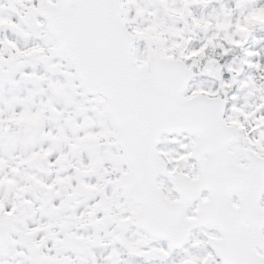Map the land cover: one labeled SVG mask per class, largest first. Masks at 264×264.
Wrapping results in <instances>:
<instances>
[{
  "label": "snow or ice",
  "instance_id": "1",
  "mask_svg": "<svg viewBox=\"0 0 264 264\" xmlns=\"http://www.w3.org/2000/svg\"><path fill=\"white\" fill-rule=\"evenodd\" d=\"M209 2L6 0L15 18L0 10V32L33 43L0 40V72L39 64L20 81L46 97L0 106V166L8 169L0 189L14 195L0 202V256L17 264H123L125 253L159 264H264V82L238 80L245 65H262L248 50L239 65L208 55L243 49L264 27V5L233 0L241 9L234 21L191 15ZM156 9L168 20L154 18ZM189 19L192 31L212 33L198 48L177 27ZM198 75L219 87L194 86ZM233 85L259 103L228 107ZM82 153L87 159L76 158ZM38 164L72 171L48 182L27 171ZM37 200L49 219L29 226ZM97 247L107 254L97 257Z\"/></svg>",
  "mask_w": 264,
  "mask_h": 264
},
{
  "label": "rangeland",
  "instance_id": "2",
  "mask_svg": "<svg viewBox=\"0 0 264 264\" xmlns=\"http://www.w3.org/2000/svg\"><path fill=\"white\" fill-rule=\"evenodd\" d=\"M0 2H4L6 5V0H1ZM264 5V0H257V6ZM206 6L204 9V12L200 15L198 14L199 8ZM8 12L6 14H12L13 18H15L14 14L11 12V9L8 8ZM232 10L231 17H228L225 15L227 10ZM156 15L154 18L160 19V20H168V17L164 15L163 11L160 9H156ZM191 15L195 17H215L220 16L221 19H231L235 20L236 17L241 15V9L237 8L234 4L233 0H210V2L207 5L201 4V5H193L190 9ZM171 23V21H168ZM177 27L185 28V34L187 36H190L189 41V47H200L205 40L210 36L212 33L211 31L206 33V37L204 39H198L194 32L191 30V24L189 19V24L182 25L177 24ZM256 33L254 38L248 42L247 37V44L246 47L248 51L257 53V55H254L250 57L251 61L253 63L259 62L262 65L261 70H257L256 68H248L246 65L244 66V71L240 73L238 80H245L249 77L255 79L257 82H264L262 78H264V27L257 26L255 27ZM9 39L11 40H17L20 44V46H31L33 43L32 39H22L13 32H8ZM194 38L192 39L191 37ZM237 39L239 37H236ZM141 46H143L141 44ZM216 49H220L219 47H216ZM244 52H241V55L237 59L232 60L229 64L232 65H239L241 58L244 57ZM0 54H3L7 56V49L3 46H0ZM203 64V62H201ZM42 71V67L39 64H35L34 62L30 65L21 66L19 68L13 67L12 69H8V71L0 72V106H3V102L6 100H9L13 97H24V98H30L33 101L38 102L42 97H46V94L44 92L39 91V89L35 88L32 84L25 83L20 81V71ZM193 71H197V69H193ZM225 78H228V73H224ZM20 81L19 83H17ZM195 85H202L204 87H211V88H218L220 85V81L215 79L214 76H208V75H198V80H196L193 84ZM234 97V99L232 98ZM259 103L256 95L249 94L248 89H241L238 85H233L231 91L229 92V104L228 107H230L232 104H235L237 106L245 105V106H253L255 104ZM16 110H20V106L16 107ZM56 123V122H55ZM46 127L50 128H57L58 126L53 124V121L49 120L45 122ZM45 148L48 147L47 143H44L43 145ZM53 150H55L56 153H59L60 151H67V147L64 145H56L54 146ZM84 159H87L86 154H81ZM54 158V157H53ZM12 161L9 159L8 164H11ZM8 169H6L4 172H7ZM29 172L36 173L44 180L51 182L54 178H52V175L40 172L37 167L32 168ZM18 180L23 182V177H18ZM92 183L96 182V177H88ZM27 198L29 200L34 199V195L32 193L27 194ZM13 192L0 189V202H11L13 201ZM27 220V223L29 226H35L37 224H41L43 222L48 221L49 217L44 212H39L34 215H29L28 211L26 216L24 217ZM88 232L93 231L92 227L88 226ZM41 235H44V233H41ZM103 235V233H101ZM39 239V237H37ZM49 246H51V240H49ZM97 257H101L103 255L107 254V250L103 249L102 247H97L94 249ZM69 253H65V255H69ZM127 254V253H126ZM129 262H125L123 264H141L144 257H138V256H129ZM17 257L13 256L11 253L7 255L0 256V260H3L6 262V264H17ZM150 264V262H149Z\"/></svg>",
  "mask_w": 264,
  "mask_h": 264
},
{
  "label": "flooded vegetation",
  "instance_id": "3",
  "mask_svg": "<svg viewBox=\"0 0 264 264\" xmlns=\"http://www.w3.org/2000/svg\"><path fill=\"white\" fill-rule=\"evenodd\" d=\"M0 10L8 12L6 9V5L3 9H0ZM55 125L58 126L57 124H55ZM34 167H37V169L42 173L46 172L47 174L52 175V178H55L57 175H61V176L67 175V174L71 173V171H72V169H70V168L69 169H59V168L58 169H49L46 164H38L36 166H33L32 168H34ZM32 168L27 169V171L29 172ZM85 179H88V177H85ZM36 208L39 209L40 212L42 211V212L46 213V208L43 207L41 200H37ZM28 211H30V209ZM87 230H88V226L79 227L78 229H76V228L73 229V231H80V232H85ZM69 255H72V253H70Z\"/></svg>",
  "mask_w": 264,
  "mask_h": 264
},
{
  "label": "trees",
  "instance_id": "4",
  "mask_svg": "<svg viewBox=\"0 0 264 264\" xmlns=\"http://www.w3.org/2000/svg\"><path fill=\"white\" fill-rule=\"evenodd\" d=\"M225 46L228 47L227 45H225ZM233 55H235V53H234ZM217 59H218V58H217ZM220 61H221L220 64H225V62H223L224 60H223L222 58H220Z\"/></svg>",
  "mask_w": 264,
  "mask_h": 264
},
{
  "label": "water",
  "instance_id": "5",
  "mask_svg": "<svg viewBox=\"0 0 264 264\" xmlns=\"http://www.w3.org/2000/svg\"><path fill=\"white\" fill-rule=\"evenodd\" d=\"M200 35L202 36V33L200 32Z\"/></svg>",
  "mask_w": 264,
  "mask_h": 264
}]
</instances>
